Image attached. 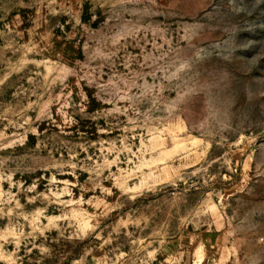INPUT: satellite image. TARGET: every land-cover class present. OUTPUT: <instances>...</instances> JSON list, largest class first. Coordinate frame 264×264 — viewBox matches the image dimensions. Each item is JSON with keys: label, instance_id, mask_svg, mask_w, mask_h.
Returning <instances> with one entry per match:
<instances>
[{"label": "rangeland", "instance_id": "rangeland-1", "mask_svg": "<svg viewBox=\"0 0 264 264\" xmlns=\"http://www.w3.org/2000/svg\"><path fill=\"white\" fill-rule=\"evenodd\" d=\"M0 264H264V0H0Z\"/></svg>", "mask_w": 264, "mask_h": 264}]
</instances>
